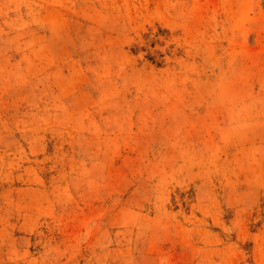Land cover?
Instances as JSON below:
<instances>
[{
  "label": "rangeland",
  "instance_id": "rangeland-1",
  "mask_svg": "<svg viewBox=\"0 0 264 264\" xmlns=\"http://www.w3.org/2000/svg\"><path fill=\"white\" fill-rule=\"evenodd\" d=\"M0 264H264V0H0Z\"/></svg>",
  "mask_w": 264,
  "mask_h": 264
}]
</instances>
